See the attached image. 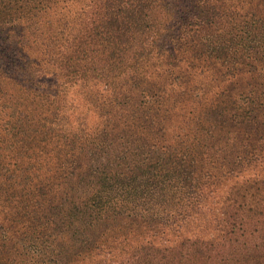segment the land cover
Wrapping results in <instances>:
<instances>
[{
	"label": "trees",
	"instance_id": "trees-1",
	"mask_svg": "<svg viewBox=\"0 0 264 264\" xmlns=\"http://www.w3.org/2000/svg\"><path fill=\"white\" fill-rule=\"evenodd\" d=\"M259 5L0 0V178L10 182L0 264H15L17 242L18 264H264ZM244 72L250 87L239 92ZM114 142L126 171L94 175L84 151ZM232 182L240 198L226 208ZM210 203L220 209L213 239L195 221ZM64 220L68 241L53 233ZM16 223L28 228L18 234Z\"/></svg>",
	"mask_w": 264,
	"mask_h": 264
},
{
	"label": "rangeland",
	"instance_id": "rangeland-1",
	"mask_svg": "<svg viewBox=\"0 0 264 264\" xmlns=\"http://www.w3.org/2000/svg\"><path fill=\"white\" fill-rule=\"evenodd\" d=\"M249 8V6L246 8V4L243 5V7L240 8V10L242 12H246V10ZM258 9H264V7H262V5H259L257 7ZM254 6H251V13L253 12H256L257 9L254 11ZM247 18H249V16H247ZM250 21V20H248ZM242 27V26H241ZM241 27H237V28H241ZM247 67H245L246 69ZM39 83L40 85L38 86V90H42L43 87L47 84H50L51 80L52 81H55V77H53V75H51V72L50 73H46L45 75H43L40 79H39ZM58 82L60 81L59 78H57ZM249 81V75L246 74V72L244 73H241L239 74L238 76H235L234 78V83H233V88L236 90V91H239V92H242V89H248L250 87V85H248V82ZM78 83V82H77ZM63 84L60 83L59 84V88L62 86ZM51 88H54V86H50ZM261 90V87H258V89H254V93L257 94L259 93V91ZM70 93H72V91H70ZM235 95H240L238 93H236ZM90 108H88L89 110ZM136 137V135H133ZM128 138H131V136H129ZM61 144H62V140L59 141ZM125 148L124 146H118L116 145V143H112L110 144L109 146L107 147H98V148H94L92 151H89V152H85L83 153V157L86 161V164L90 166V168L92 169H95V173L94 175L96 176H99L100 175V172L101 170L103 169L102 167L105 165L106 168H105V171H107V173L110 171V169L112 168L113 171H126L125 168L122 166L124 165L127 161L125 160L129 155H126L125 158L124 157V151H125ZM59 148H57V151H56V154L53 155V158L51 161H54L56 157L59 156ZM21 157H19L20 159ZM9 168L12 169L13 166L10 164L9 165ZM15 173H18L17 171ZM12 181H14L16 184L12 187L13 189H17L18 188V185L19 182L21 180V178H12L10 179ZM237 180V179H234V181ZM233 181V182H234ZM18 182V183H17ZM142 183L141 182V179L137 178L136 180H134L132 183ZM232 182V185L233 186H230V190H229V195H228V199L229 200H226L225 203H223L222 205H224L223 207L226 206V204H228V208L231 207L233 201H234V198L235 196L237 195L236 191H237V186L238 184H234ZM63 184V183H61ZM10 186V182H1V178H0V191H1V194H0V202L3 203V204H6L4 202V197L7 196V192H8V188ZM67 190V191H66ZM65 190L64 193H68L69 192V188H67ZM62 190L58 191V192H61ZM251 192V189L249 190ZM65 194V195H66ZM236 194V195H235ZM239 197V195H237ZM240 198V197H239ZM245 198H251V196L248 194H246ZM41 205L39 206L42 207H46L45 206V203H40ZM213 203H210L207 205V207L209 208L207 213L206 212H203L201 215H198L195 219L196 223H197V226L199 228V231L202 232V233H205V238H209V239H213V237H217L218 235V229L215 228L217 227V220L214 219L213 217V213L214 212H217V213H220V209H217V208H214L213 207ZM227 208V206H226ZM50 211H53V210H50ZM3 214L4 212L1 211V208H0V223L3 222V220H1V218L3 217ZM67 221H62L61 224L57 227V229L53 232V233H58V235L64 240V241H68L69 239H71V237H69V233L67 232L66 233V228H68L67 226ZM73 227H77V232L79 230V226H77V222L76 221H72L71 222ZM247 226H251V220L248 219L247 221ZM28 228V224H25V225H21L19 223H16L15 227H14V230L16 232L20 231V230H26ZM263 228V227H262ZM262 228H260V231L259 233L261 234L262 232ZM76 232V233H77ZM18 234H21V232H18ZM27 236L31 239L30 241V244L33 245L35 243H37V241L35 240V235L33 233H26ZM51 234V233H49ZM52 236V235H51ZM248 240L251 241V235H247L246 236ZM239 238H242L241 236H239ZM243 239V238H242ZM176 242H173V243H170L168 242L169 245H174ZM51 245L54 244V239H51V242H50ZM35 247L36 244H35ZM8 248V247H7ZM31 249H34V248H31ZM38 251H40L38 249ZM49 251V248L47 249V252ZM41 252V251H40ZM22 253L23 251H21L18 247V242L16 243L15 247L12 248V249H9L8 248V255H10L15 261V264H18L19 261L22 259ZM49 253V252H48ZM37 254V252H33V255ZM114 260H106L105 263L106 264H116L119 260V258L115 259L112 258ZM95 260H92L90 262H87V261H82V262H75V264H95L94 262ZM30 263V259L29 257H27V260H26V264H29ZM126 264V263H125Z\"/></svg>",
	"mask_w": 264,
	"mask_h": 264
}]
</instances>
